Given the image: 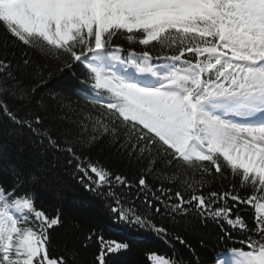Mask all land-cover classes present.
<instances>
[{"label": "snow or ice", "instance_id": "obj_1", "mask_svg": "<svg viewBox=\"0 0 264 264\" xmlns=\"http://www.w3.org/2000/svg\"><path fill=\"white\" fill-rule=\"evenodd\" d=\"M0 32V264H134L69 189L168 245L141 264H264V0H0Z\"/></svg>", "mask_w": 264, "mask_h": 264}, {"label": "trees", "instance_id": "obj_2", "mask_svg": "<svg viewBox=\"0 0 264 264\" xmlns=\"http://www.w3.org/2000/svg\"><path fill=\"white\" fill-rule=\"evenodd\" d=\"M3 39V34L0 32V40ZM81 70L77 69V75ZM77 75H73L72 72H66L65 74L59 75L53 82H51L50 87L53 89H78L82 87L77 79ZM47 90V89H46ZM64 199L57 200L52 196V194H46V197L43 201L45 206H63L65 210H77L81 214L91 215L100 225L101 231L104 235L109 238L119 239L126 235H135L139 243L135 246L132 253L129 254L128 259L134 264H141L145 260L144 253L147 250H156L158 252H164L168 250V245L165 242L156 237L153 233L148 230L143 229H128L123 228L122 225L113 224V221L109 220L105 210L96 204L91 209L89 208H80V202L86 201L89 197L86 194H82L80 191L75 189H69L64 192ZM123 228V230H121ZM209 231H212L211 229ZM240 237H236L234 241H228L226 245L217 248L215 251H222L224 247H236L240 248L241 245L238 243ZM213 250L209 249L202 253L203 258L206 262H210L214 256Z\"/></svg>", "mask_w": 264, "mask_h": 264}]
</instances>
